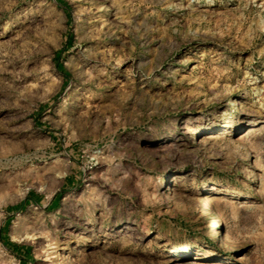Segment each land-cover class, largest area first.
Here are the masks:
<instances>
[{
	"label": "rangeland",
	"instance_id": "374dc122",
	"mask_svg": "<svg viewBox=\"0 0 264 264\" xmlns=\"http://www.w3.org/2000/svg\"><path fill=\"white\" fill-rule=\"evenodd\" d=\"M178 259L264 264V0H0V264Z\"/></svg>",
	"mask_w": 264,
	"mask_h": 264
},
{
	"label": "bare ground",
	"instance_id": "6f19581e",
	"mask_svg": "<svg viewBox=\"0 0 264 264\" xmlns=\"http://www.w3.org/2000/svg\"><path fill=\"white\" fill-rule=\"evenodd\" d=\"M235 102L237 101V100H234ZM215 124H216V122H213L212 123V125L210 126H207V129H211L213 126H215ZM251 124V128L250 129H248L247 130V133L249 132V131H254V130H256L257 128H255V123H254V121L252 120V123H250ZM249 124V125H250ZM208 125V124H207ZM223 125V124H222ZM236 125V124H235ZM223 126H225V125H223ZM228 128V127H227ZM223 129V128H222ZM228 130V129H227ZM205 135V134H204ZM224 135V134H223ZM244 137V136H243ZM212 189H213V187L212 186H207V185H205L204 186V188H203V190H204V194L201 196V198H202V201L204 200V201H206L207 200V203H209L208 201H209V192H211L212 191ZM200 200V199H199ZM206 204V203H205ZM204 204V205H205ZM208 205V204H207ZM208 211V210H207ZM214 212V211H213ZM207 213V212H206ZM215 215V214H214ZM213 218V217H212ZM215 219V218H214ZM212 221V220H211ZM213 223V222H212ZM209 224H210V222H209ZM215 224V223H214ZM211 227H213V226H211ZM223 232V231H222ZM224 233V232H223ZM217 236V230H214L213 231V233H212V237H216ZM222 236V235H221ZM224 236L225 237H227V234L225 233L224 234ZM224 238V237H223ZM221 239V238H220ZM227 241H229L228 240V238H227ZM222 242V241H221ZM231 243V242H230ZM228 245V244H227ZM229 246V245H228ZM232 246V245H231ZM233 247V246H232ZM235 247V246H234ZM55 249H53L54 250V252L56 253V256L57 255H59L60 256V258L63 256V252H62V250H65L66 248H68V246H67V243L66 242H64L63 244H60V245H56V247H54ZM189 249V247L188 246H183V247H180V248H178L177 250H175V249H171V251H172V254L173 255H176L177 254V256L178 257H176V258H179V255L180 254H183V253H185L187 250ZM52 250V251H53ZM174 251H176L175 253H174ZM51 253V252H50ZM179 261L177 262V264H181V260L180 259H178ZM69 262H71V261H69Z\"/></svg>",
	"mask_w": 264,
	"mask_h": 264
},
{
	"label": "crops",
	"instance_id": "0c3cea01",
	"mask_svg": "<svg viewBox=\"0 0 264 264\" xmlns=\"http://www.w3.org/2000/svg\"><path fill=\"white\" fill-rule=\"evenodd\" d=\"M32 195V194H31ZM29 200H31V198H29L28 200H25V203L27 202V201H29ZM56 204V200L54 199L52 202H51V205H55Z\"/></svg>",
	"mask_w": 264,
	"mask_h": 264
},
{
	"label": "trees",
	"instance_id": "16d2710c",
	"mask_svg": "<svg viewBox=\"0 0 264 264\" xmlns=\"http://www.w3.org/2000/svg\"><path fill=\"white\" fill-rule=\"evenodd\" d=\"M24 204H26V203H24ZM21 207H23V205H21ZM15 245V247H17L18 246V244H14Z\"/></svg>",
	"mask_w": 264,
	"mask_h": 264
}]
</instances>
